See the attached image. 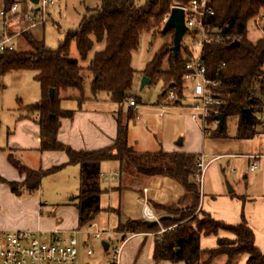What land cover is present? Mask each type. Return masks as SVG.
Returning a JSON list of instances; mask_svg holds the SVG:
<instances>
[{"label":"trees","instance_id":"obj_1","mask_svg":"<svg viewBox=\"0 0 264 264\" xmlns=\"http://www.w3.org/2000/svg\"><path fill=\"white\" fill-rule=\"evenodd\" d=\"M94 8H87L76 29L67 32L65 40L57 49L51 50L26 32L17 39L25 44L20 50L16 39L13 51L0 53V77L13 72H33L34 81L41 89L38 102L24 106L36 115L40 133V151L62 152L67 156L66 165L79 167V188L73 198L78 212V226L83 228L93 222L104 210L100 197L106 192L101 187L100 167L104 162L119 165V179L124 187L138 178L164 177L182 186L190 203L183 209L173 206H155L168 213L162 217L161 226L173 227L160 239H155L153 259L155 261L184 262V264H236L239 257L247 255L246 264H264V255L254 245V234L245 219L236 226H227L214 221L198 210L200 218L193 216L198 209L200 191L194 182L190 167L194 155L136 152L128 145V124L135 118L136 110L128 107L123 114L121 108L131 99L134 70L131 67L132 53L140 45L144 34L152 37L162 34L163 21L175 8H185L190 0H146L143 5L136 0H94ZM23 0H2L4 12ZM214 15L207 18L210 43L203 49V61L207 78L217 84L214 93L222 100L219 114L224 118L217 124L214 135L224 136L226 120L237 119V137L250 139L255 135L254 127L264 119V0H212ZM260 21L262 35L255 41L248 38V25ZM74 42L80 60H85L94 42L103 43L104 48L96 52L86 67L71 58L69 48ZM237 46H232L233 43ZM171 44L160 48L146 64L143 75L150 83L161 82L162 93L166 86L175 89L176 99L182 97L185 64L190 56L186 47H181L174 56ZM166 61L167 68L162 69ZM89 81L90 99L100 94L119 106L117 134L113 144L98 151H74L57 140L62 118H71V111L60 108L67 94L78 106L86 100L85 82ZM54 91L49 98V90ZM137 105L139 101L134 99ZM178 102V101H177ZM175 104H178V103ZM176 106V105H175ZM248 112V113H247ZM122 115L123 118H122ZM214 118H209L208 123ZM8 162L17 170L26 172L24 183L28 193L38 192L41 180L58 172L66 165L46 171L28 170L12 154ZM16 196L22 195V187L9 183ZM172 218H171V217ZM159 227H149L143 220H128L117 227L120 232L154 234ZM224 230L234 236L233 240L219 239L216 249L201 251L200 236L215 235Z\"/></svg>","mask_w":264,"mask_h":264},{"label":"crops","instance_id":"obj_2","mask_svg":"<svg viewBox=\"0 0 264 264\" xmlns=\"http://www.w3.org/2000/svg\"><path fill=\"white\" fill-rule=\"evenodd\" d=\"M15 15H10L13 18L9 21L8 27H4L5 32L2 35L15 36L27 32V26L25 30L21 29L18 31L21 26L15 20ZM10 24L16 28L19 27L15 30V33L19 32V34H9ZM36 95L39 101L41 98L39 84ZM61 97L63 99L60 102V108L64 111H71L73 114L71 118H62L60 120V127L57 133L58 142L74 151H98L113 144L117 134L116 119L118 112L86 106V104H98L96 103L98 102L97 99H86L81 106H78V102L69 99L67 94H61ZM24 106L26 105L18 100L11 102L9 105L4 104V102L0 104V229H34L37 226L40 214L50 218L54 215L60 219L63 230L68 233H76L75 237L78 243L77 264H108L109 253L107 248L105 250L103 244L114 241L115 237L113 235H105L102 241H95L81 232L85 231L89 226L103 232H120L116 230L118 225H122L128 220H142L140 212L136 215L124 214V195L126 193H133L138 198L145 189L147 191V199L153 206L169 207L182 205V208H184L190 203L182 186L168 178H138L127 188L122 185L118 178L117 184L105 192L107 196L116 197L118 205L107 204L104 206L101 201L105 193L100 197V207L104 210L100 214L108 216L109 221L112 218H116L113 229L99 230L94 223L95 220L91 224L79 228L78 212L73 202L74 197L69 198L66 203L56 207L46 201L43 202L39 195L41 189L35 193H28L24 187L26 172L15 169L8 162L7 155L12 154L26 169L40 171H46L67 163V156L62 152L40 151V129L36 122V115H24L21 111V107ZM228 119H232L235 122L236 129L233 136L228 135L227 131L224 136L214 135L219 122L214 118L212 122L208 123V127L212 128L209 129L208 137L219 140L223 144V147L220 146L223 149L222 153H207L204 145L200 152L191 150L188 147L185 148L186 141L182 139L180 144L179 142L176 144V148L165 150L159 145L155 151H137L129 143V138L128 145L139 153H154L161 150L168 154L180 153L197 156L200 153H204L207 155V160L210 163L200 190L198 210L209 215L214 221L227 226L238 225L243 217L248 228L254 234L255 247L264 255V119L262 118L261 123L254 127L255 135L250 139L238 138L237 119ZM190 121L197 126L202 136L198 123L193 122L191 119ZM202 138L205 142L206 137L202 136ZM250 156L258 157L259 165L255 171H250L249 169L251 164ZM116 164V172H118L119 165L118 163ZM67 166L73 165H66L63 168ZM9 183L21 186L22 195L16 196L13 194L8 185ZM170 184H177L181 188V192L175 198H171L163 192L165 186ZM156 210L155 212L160 216V219L168 217L166 211ZM120 233L127 234L131 232ZM134 234L135 236L129 239L124 246L120 264H184V262L155 261L153 259V249L156 238L153 234ZM104 238H107V240L105 241ZM219 239L233 240L234 236L224 230H219L215 235H201L199 240L200 250L216 249ZM95 242L100 243L99 252L94 249L93 243ZM87 243L91 245V255H87ZM247 258V255L240 256L236 264H246ZM215 264H219V262Z\"/></svg>","mask_w":264,"mask_h":264},{"label":"rangeland","instance_id":"obj_3","mask_svg":"<svg viewBox=\"0 0 264 264\" xmlns=\"http://www.w3.org/2000/svg\"><path fill=\"white\" fill-rule=\"evenodd\" d=\"M146 0H136V4L143 5ZM94 0H56L55 5L48 7L46 10L45 23L40 26L26 29L25 16L31 14V10L35 7L29 3L28 0H23V3L17 5V13L15 20H17L21 26V29H26V33L31 35L35 40L42 42L45 47L55 50L59 44L65 40L66 34L70 30L77 28L81 17L83 16L85 9L96 7ZM5 11L3 9L2 0H0V12ZM13 17L7 12L6 16L0 15V35L5 32V26L9 24V21ZM165 23V22H164ZM163 23V25H164ZM8 27V26H7ZM19 27L9 26V34L15 33V30ZM262 35L261 29L256 27L254 23L248 25V38L251 41H255ZM173 32L171 31L166 36L157 35L152 37L150 34L142 35L140 39L139 48L132 53L131 67L134 70V77L131 89L132 101L139 103L136 105L135 118L128 124V138L129 143L135 147L137 151H155L158 146L162 148L172 149L176 148V144L182 139L186 141L185 148L200 152L204 145L205 152H223L220 148L223 144L219 140L206 137L205 142L199 133V130L195 124H193L189 116L193 113L190 106L193 104V97L191 90L183 82L182 97L176 99L175 102H169L166 100L169 91L176 92L175 89H171L166 86V94L164 97H160L162 93V83L153 82L145 84L143 87L142 80L144 78L143 70L146 64L152 59L154 54L166 44L172 43ZM18 47L20 50H24L25 44L21 39H17ZM187 39L184 38L181 47L187 48ZM104 48L103 43L94 42L91 51L88 53L85 60H80L79 54L76 50L74 42L71 43L69 48V55L71 58H75L79 61L80 66L86 67L90 60L93 58L96 52L101 51ZM167 68V63L164 61L162 69ZM33 72L20 71L13 72L3 77H0V104L4 102L7 105L11 104L15 100L22 101L24 105L34 104L37 99L38 84L33 80ZM85 97L90 98L89 81L85 82ZM98 104H86L87 107L103 109L105 111L118 112L119 106L112 103L106 94H100L97 98ZM179 104H175L176 102ZM176 105V106H175ZM165 106V107H164ZM123 114L128 110V103H125L121 108ZM21 111L24 115H30L29 110L21 107ZM124 115H122L123 118ZM196 126V127H195ZM208 127V132H209ZM235 122L232 119H227L226 131L228 135L233 136L235 134ZM204 142V143H203ZM223 147V146H222ZM184 148V147H183ZM101 174L109 176L116 172L117 164L115 162H104L100 167ZM78 167L67 166L62 168L58 172L48 175L41 180L40 196L43 202H47L52 206H60L67 202L71 197L77 195L78 190ZM117 184V180L108 181L101 180V187L103 189H110ZM164 193L171 198H175L180 192L181 188L177 184H170L165 186ZM101 204L106 206L118 205L116 197L107 196L105 193L102 196ZM124 214L130 213L133 215H141V206L137 202V198L133 193H126L124 195ZM152 208L154 206L151 204ZM174 209H183L182 205L173 206ZM155 209V208H154ZM156 210V209H155ZM158 212V210H156ZM193 216L200 218L198 209L194 212ZM97 229H113L116 218H112L109 221L108 216L100 214L94 219ZM117 229V228H116ZM106 241L107 238H104ZM94 249L100 251V243H93Z\"/></svg>","mask_w":264,"mask_h":264},{"label":"built area","instance_id":"obj_4","mask_svg":"<svg viewBox=\"0 0 264 264\" xmlns=\"http://www.w3.org/2000/svg\"><path fill=\"white\" fill-rule=\"evenodd\" d=\"M212 0H190L184 10V20L187 31L183 37L187 39V50L190 56L185 64L183 82L192 91L193 104L190 106L192 114L189 116L193 122L198 123L203 137H208V119L215 118L222 108V100L214 93L213 89L217 84L207 78V70L203 61V49L210 43L208 29L205 25L207 18L214 15L211 7ZM56 0H38L37 4H32L35 9L31 14L25 16L27 29L43 25L46 19V10L55 5ZM11 16L17 13V5H13L9 12ZM4 11L0 12L2 17L6 16ZM169 16V15H168ZM168 16L163 22H166ZM264 18V17H263ZM254 25L260 28V21ZM19 35H0V53L10 52L16 48V38ZM169 102H175L176 95L169 91L166 97ZM128 107L136 108L134 101L128 102ZM165 107V106H164ZM208 156L200 153L195 156L190 167L195 184L199 191L202 189L204 176L210 161ZM250 171L258 168V157L250 156ZM119 172H114L109 176L100 174L101 180L114 181L119 178ZM144 189L137 198L141 206V218L145 222L154 223L159 227L153 234L156 239L171 230L173 227L164 228L161 226L160 216L155 212L149 203ZM90 236L95 241H102L103 236L113 235L114 241L108 242L107 252L109 253L108 264H120L122 252L126 242L135 236L134 233L123 234L112 231H98L89 226L81 232ZM76 233H68L62 228L59 218H51L40 214L37 226L34 229L26 230H5L0 229V264H77L78 243ZM87 255H91V245L86 244Z\"/></svg>","mask_w":264,"mask_h":264},{"label":"water","instance_id":"obj_5","mask_svg":"<svg viewBox=\"0 0 264 264\" xmlns=\"http://www.w3.org/2000/svg\"><path fill=\"white\" fill-rule=\"evenodd\" d=\"M30 3L36 5L38 0H29ZM173 32V37H172V47H171V52L175 56L177 52L180 50L181 43L183 41V37L187 31V28L185 26V20H184V10L182 8L175 7L170 11V14L164 23V26L162 28V34H166L167 32ZM238 43H233L232 46H237ZM150 80L146 77L143 78L142 80V87L145 84H149ZM54 95V91L51 89L49 90V98L52 99ZM178 103V102H177ZM248 113V112H247ZM224 118L223 114H218L215 119L221 123ZM181 142L179 141V144ZM162 219V218H161ZM160 219V221H161ZM147 225L149 227L154 226V223L147 222ZM106 248H108V244L104 243L103 244Z\"/></svg>","mask_w":264,"mask_h":264}]
</instances>
